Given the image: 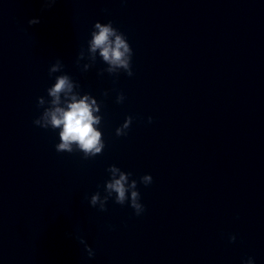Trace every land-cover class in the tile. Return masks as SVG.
Masks as SVG:
<instances>
[{"label":"clouds","instance_id":"1","mask_svg":"<svg viewBox=\"0 0 264 264\" xmlns=\"http://www.w3.org/2000/svg\"><path fill=\"white\" fill-rule=\"evenodd\" d=\"M55 3L56 0H44V7L50 8ZM38 23H40V20L35 18L28 21L29 25ZM87 44L93 62H95V54L99 50L100 57L109 65L98 74H102L104 71L109 74H118L123 71L129 77L133 75L131 64L133 50L125 34L113 27L112 21L108 23L97 21L93 26L91 39L88 40ZM82 58L83 48L78 54L77 65H79ZM91 66L84 65L82 71H88ZM63 68L64 64L60 59H57L49 68V76L58 72L63 73ZM78 87L79 84L74 82L68 74L56 76L55 83L46 90L50 100L46 101L43 96L37 99V107L44 110L33 121V124L43 129L59 130L60 142L55 145V150L58 153L82 152L84 159H91L98 154H102L105 147L102 132L99 130V125L102 122V116L99 115L101 109L100 104L91 94L81 95L79 92L74 91V88ZM104 95L107 96L108 93L105 92ZM124 99L123 93H118L116 103H122ZM45 105L47 106L45 107ZM132 120L133 117L128 116L123 124L116 128L115 134L117 137L128 134ZM152 121L153 118L149 116L148 123H152ZM107 171L110 174V179L105 182L104 189L108 195L102 200L99 191L92 194L89 199L90 206L97 207L99 205V211H107L106 204L109 197H114L116 204L123 206L127 203L134 210L136 216L142 215L146 211V207L141 203L137 180L130 179L133 174L122 171L116 165H110ZM152 182L153 177L150 174L140 177V183L145 187L152 184ZM109 228L114 229V226L109 225ZM228 240L230 243H234L236 236L229 234ZM79 242L84 245L88 257L93 258L95 255L93 249L83 238H79ZM242 264H255L254 258L250 256L243 260Z\"/></svg>","mask_w":264,"mask_h":264}]
</instances>
